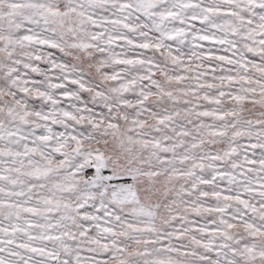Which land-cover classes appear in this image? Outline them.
Here are the masks:
<instances>
[{
	"label": "snow or ice",
	"instance_id": "obj_1",
	"mask_svg": "<svg viewBox=\"0 0 264 264\" xmlns=\"http://www.w3.org/2000/svg\"><path fill=\"white\" fill-rule=\"evenodd\" d=\"M0 264H264V0H0Z\"/></svg>",
	"mask_w": 264,
	"mask_h": 264
}]
</instances>
